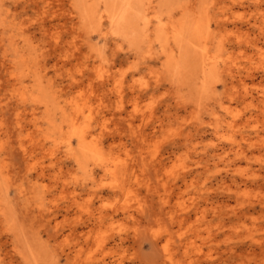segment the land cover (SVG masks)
<instances>
[{
	"label": "rangeland",
	"instance_id": "rangeland-1",
	"mask_svg": "<svg viewBox=\"0 0 264 264\" xmlns=\"http://www.w3.org/2000/svg\"><path fill=\"white\" fill-rule=\"evenodd\" d=\"M165 1L129 43L85 0H0V264H264V0Z\"/></svg>",
	"mask_w": 264,
	"mask_h": 264
},
{
	"label": "bare ground",
	"instance_id": "bare-ground-1",
	"mask_svg": "<svg viewBox=\"0 0 264 264\" xmlns=\"http://www.w3.org/2000/svg\"><path fill=\"white\" fill-rule=\"evenodd\" d=\"M81 2H82V0H80ZM87 3H88V6H86V5H84L83 3L84 2H82V4L83 5H81L82 7H80V9H79V13H78V19L80 20V21H82V20H84V21H82V22H85V21H87V20H90V19H96L97 18V20H98V24H97V28H98V31H100L101 32V35L103 36V38H106V35L110 32L113 36H114V39H122V40H124V39H127L128 40V42L129 43H131V40H133V38L136 36V33H135V31L137 30V27H136V23L138 22V20H139V17H138V15H137V11H138V9L140 8V7H143L142 5H141V1L142 0H85ZM162 1V0H161ZM165 1V0H164ZM68 2H69V0H68ZM80 2V3H81ZM153 2H154V0H146V4L147 5H145V7H143V12H145V11H148V10H150L151 12H154L153 10H154V8H155V5L153 4ZM166 2V1H165ZM194 2V1H193ZM71 3V2H70ZM144 3H145V1H144ZM86 4V3H85ZM160 4H161V2H160ZM168 4V3H167ZM194 4V3H193ZM163 4H161V5H159V6H162ZM164 5H165V3H164ZM163 5V6H164ZM198 5V4H197ZM85 6V7H84ZM168 6V5H167ZM162 8V7H161ZM183 8V7H182ZM184 8H185V6H184ZM70 10V9H69ZM157 10V9H156ZM159 10H161V9H159ZM167 10V9H166ZM170 10V9H169ZM195 10V9H194ZM150 11H149V15L150 16H148V17H154V18H156V20L158 19V18H160L159 16H157L156 14L157 13H154L153 15H151V13H150ZM158 11V10H157ZM160 12V11H159ZM162 12V11H161ZM145 13H147V12H145ZM145 13H143V15L142 16H144V14ZM164 13V12H163ZM181 13V12H180ZM166 14V13H165ZM168 14H169V11H168ZM192 14V13H191ZM203 14V13H202ZM73 15V14H72ZM77 15V14H76ZM139 15H140V13H139ZM148 15V14H147ZM146 15V16H147ZM156 15V16H155ZM173 15V14H172ZM193 15V14H192ZM194 15H195V13H194ZM166 16V15H165ZM165 16H163V18L165 17ZM197 15H195V17H196ZM148 17H147V19L144 21V28H146L147 29V25H148V23L150 22L149 20H148ZM167 18H168V15L166 16ZM198 17H201L200 15L199 16H197V18ZM144 17H142V19H143ZM184 18H185V16H184ZM189 18H190V16H189ZM104 19V21L106 22L107 21V23L109 24V29H104V30H102V29H100V27L102 28L103 26H102V20ZM165 19V18H164ZM170 18H168V20H169ZM181 20H182V18H180ZM140 20H141V18H140ZM140 20H139V22H140ZM179 20V19H178ZM181 20H179V21H181ZM186 20V19H185ZM191 20V19H190ZM199 20V19H198ZM103 21V22H104ZM172 21H173V17H172ZM141 22H142V20H141ZM169 22L170 23H172L171 22V19L169 20ZM168 22V23H169ZM174 22H176V21H173V24H174ZM187 22V21H186ZM192 22V21H191ZM201 22V21H200ZM107 23H105L106 25H107ZM151 23V22H150ZM159 23V22H158ZM164 22H161V24H163ZM181 23V22H180ZM180 23H175V24H180ZM190 23V22H189ZM193 23L195 24V26H194V28L196 27V26H199V25H197L199 22H197V24H196V22H194L193 21ZM205 23V22H204ZM204 23H202L201 22V24H204ZM157 24V23H156ZM155 24V25H156ZM182 24V23H181ZM200 24V23H199ZM151 25H153V24H150V26ZM163 25H165V23L163 24ZM162 25V26H163ZM186 25V24H185ZM188 25V24H187ZM186 25V26H187ZM149 26V27H150ZM170 26V25H169ZM184 27L185 29L184 30H186V28L187 27ZM155 28H156V26H154ZM158 27V26H157ZM166 27L168 28V26L166 25ZM166 27H164L166 30H168ZM175 28H173V30H172V35L170 34L171 33V31H169L168 32V34L169 35H171V36H169V40L171 41V42H173V44H174V47L173 46H171L170 44V46H168L169 47V49L167 50V52H165V50H166V45L164 46L165 47V50H163V53H164V55L162 56V54H161V56L162 57H164L165 59H164V61H163V66H164V68H166V69H178V70H181L182 71V69H179V68H177L179 65H177V64H179L180 63V61H179V58L182 56V52H183V49H184V45H183V43H182V38H180L181 36H182V29H183V27L180 25L179 27H176V26H174ZM204 27V26H203ZM107 28V27H106ZM201 29H199V27L197 28L196 27V30H202V27H200ZM150 29V28H149ZM163 28L161 27V30H162ZM164 29V30H165ZM190 29V28H189ZM189 29H187V30H189ZM206 28L204 27V29H203V31L205 30ZM81 30V29H80ZM79 30V31H80ZM194 30V29H193ZM139 31V30H138ZM152 31V30H151ZM195 31V30H194ZM194 31H193V33H194ZM89 32V31H88ZM145 32V31H144ZM189 32V31H188ZM191 32H192V30H191ZM205 32V31H204ZM79 33V32H78ZM77 33V36L78 35H80V33L78 34ZM138 33V32H137ZM162 34L161 35H164V33L163 32H161ZM167 33V32H166ZM185 34H186V31L184 32ZM183 33V34H184ZM193 33H191V34H193ZM201 33H202V31H201ZM75 34V33H74ZM184 34V35H185ZM188 34H190V33H188ZM187 34V35H188ZM195 34V33H194ZM197 34H198V31H197ZM151 36H152V34H150ZM155 35H157V34H155ZM159 35V34H158ZM160 35V38L162 37ZM183 35V36H184ZM199 35H200V33H199ZM198 35V37H200ZM202 35V34H201ZM203 35H204V33H203ZM202 35V37L204 38L205 36H203ZM214 35V34H213ZM76 36V37H77ZM191 36V35H190ZM101 37V36H100ZM111 37V36H110ZM150 39L153 37H150V36H148ZM201 37V38H202ZM86 38V37H85ZM143 38V37H142ZM142 38H141V41H142ZM147 38V37H146ZM158 38H159V36H158ZM194 39L195 38H197V36L196 37H193ZM205 38H207V37H205ZM9 39V38H8ZM84 39V38H83ZM100 39V38H99ZM148 39V38H147ZM155 39V38H154ZM166 40H167V38H165ZM188 39V38H187ZM209 39V38H208ZM102 40V39H101ZM107 40V39H106ZM146 40V39H145ZM189 40V39H188ZM198 40V39H197ZM201 40V39H200ZM203 40V39H202ZM136 41L138 42L139 41V39H136ZM149 41V43L152 41V39L151 40H147V42ZM154 41V40H153ZM161 41V40H160ZM159 41V43H161L162 44V41L160 42ZM165 41V40H164ZM191 41H193L192 39H191ZM205 41V40H204ZM127 42V43H128ZM143 42V41H142ZM146 42V43H147ZM157 42V41H156ZM170 42V43H171ZM184 42V41H183ZM188 41H186V43H187ZM202 42V41H201ZM86 43H91V41L90 42H86ZM158 43V42H157ZM211 43V42H210ZM145 44V43H144ZM148 44V43H147ZM152 44V43H151ZM160 44V45H161ZM192 44H193V42H192ZM203 44V43H202ZM209 44V43H208ZM155 45V44H154ZM168 45V44H167ZM188 45H189V42H188ZM196 46H198L197 45V41H196V44H195ZM75 46V45H74ZM73 46V47H74ZM132 46V45H131ZM146 46V45H145ZM148 46V45H147ZM14 47V46H13ZM163 47V48H164ZM203 47H204V44H203ZM206 47V46H205ZM75 48V47H74ZM73 48V49H74ZM77 48V47H76ZM116 48H119V45H118V47L116 46ZM144 48V47H143ZM146 48V47H145ZM144 48V49H145ZM148 48V47H147ZM150 48H151V46H150ZM197 48V47H196ZM176 49V50H175ZM193 49H195L194 47H193ZM207 49V48H206ZM149 50V49H148ZM159 50V49H158ZM197 50V49H196ZM6 51V50H5ZM145 51V50H144ZM150 51V50H149ZM162 51V50H161ZM175 51H178L177 53H181V55L180 56H178V54L175 52ZM195 51V50H194ZM142 52V51H141ZM152 52V51H151ZM191 52V51H190ZM4 53V52H3ZM146 53H147V51H146ZM189 53V52H188ZM144 54V53H143ZM159 54V53H158ZM203 54V53H202ZM207 54V53H206ZM26 54H24V56H25ZM155 55V54H154ZM143 56H145V55H143ZM149 56V55H148ZM147 55H146V57H148ZM18 57V56H17ZM139 57H140V55H139ZM211 57V56H210ZM13 58V57H12ZM19 58V57H18ZM92 58V57H91ZM94 58V57H93ZM149 58V57H148ZM186 59V58H185ZM205 59V58H204ZM206 59H208L207 57H206ZM211 59H213V58H211ZM13 61V60H12ZM20 61H21V59H20ZM184 62H185V60H184ZM16 63V62H15ZM186 63H188V61L186 62ZM206 63V62H205ZM185 65H187V67H188V65L189 64H185ZM182 68L184 67V66H181ZM202 67H204V66H202ZM201 67V68H202ZM205 69V68H204ZM184 70V69H183ZM175 71V70H174ZM178 72V71H177ZM177 72H175V73H177ZM186 72V71H185ZM184 72V73H185ZM174 73V72H173ZM184 73L183 74H181V72H180V76H184ZM187 73V72H186ZM186 73H185V75H186ZM178 74V73H177ZM171 75V74H170ZM185 77V76H184ZM32 78V77H31ZM34 78V77H33ZM32 78V79H33ZM185 79H186V77H185ZM188 79V78H187ZM182 80V82H183V79L182 78H180V81ZM33 81H34V79H33ZM73 81V80H72ZM172 81V80H171ZM187 81V80H186ZM35 82V81H34ZM74 83H76L75 81H74ZM158 83V82H157ZM172 83V82H171ZM185 83V82H184ZM44 84H46V83H44ZM104 84V83H103ZM182 84V83H181ZM35 85H36V83H35ZM44 86V85H43ZM41 90V89H40ZM48 90H49V88H48ZM50 90H52V89H50ZM39 91V90H38ZM32 93V92H31ZM56 93V92H55ZM49 94H51V92L49 93ZM33 95H35V92H34V94ZM56 95V94H55ZM31 96H32V94H31ZM37 97V96H36ZM32 98H34V97H32ZM51 99H52V97H51ZM36 100V99H35ZM46 100V99H45ZM20 101H21V99H20ZM23 101H24V99H23ZM31 101V100H30ZM33 102V101H32ZM39 102V101H38ZM42 102V101H41ZM74 103V102H73ZM56 105V104H55ZM75 105H76V101H75V104H74V107H75ZM71 107V106H70ZM42 108V107H41ZM61 108V107H60ZM73 108V107H72ZM46 110V109H45ZM64 110V109H63ZM63 110H62V112H63ZM69 110H71V109H69ZM73 110H74V117H72V119H71V121L70 122H68V123H71V125H72V132H71V134H73L75 137H76V139L78 140V144L80 143H83L84 142V140H85V138L87 139V137H88V134L89 133H87V131L85 130V126H84V124H83V122L82 123H80L81 122V119H80V121H79V117L77 116V114L76 113H78V111H79V108L78 107H75V108H73ZM47 112V111H46ZM60 112V111H59ZM59 112H58V114H59ZM82 113V112H81ZM64 113H62V115H63ZM31 115H33V114H31ZM68 116V115H67ZM79 116H81V118H85V117H83L82 116V114L80 115V113H79ZM33 118H34V116H32ZM46 119V118H45ZM50 119V118H49ZM34 120V119H33ZM63 120V119H62ZM69 120V119H68ZM83 120V119H82ZM64 121V120H63ZM79 121V122H78ZM84 121H85V119H84ZM87 121H88V119H87ZM86 122V121H85ZM84 122V123H85ZM48 123V122H47ZM88 123V122H87ZM87 123H86V125H87ZM49 124V123H48ZM52 124V123H51ZM50 124V125H51ZM54 124V123H53ZM81 124H83L82 125V127L83 128H81ZM49 125V126H50ZM53 126V125H52ZM51 126V127H52ZM56 126V125H55ZM69 127V126H68ZM86 127H89V126H86ZM54 129V128H53ZM69 129V128H68ZM47 130V129H46ZM57 130V129H56ZM54 132V131H53ZM58 132V131H57ZM43 133V132H42ZM87 133V134H86ZM87 135V136H86ZM57 136V135H56ZM45 138H46V134H45V136H44ZM93 138V136H91L90 135V138ZM89 138V137H88ZM95 139V138H94ZM71 140V139H70ZM96 140V139H95ZM57 141V140H56ZM62 141V140H61ZM85 141H87V143H90V142H92V141H89L88 142V140H85ZM97 141V140H96ZM95 141V142H96ZM55 142V141H54ZM58 142V141H57ZM94 142V141H93ZM92 142V143H93ZM95 142H94V144H93V146H95ZM98 142V141H97ZM56 143V142H55ZM86 144V143H85ZM69 145V144H68ZM82 145V144H81ZM100 144H98L97 146H99ZM87 146V145H86ZM90 146V145H89ZM92 146V145H91ZM84 147H85V145H84ZM77 148V147H76ZM78 148H79V146H78ZM82 149V148H81ZM95 149L93 148V147H86V149H83L82 150V152L84 153V154H87L88 156L89 155H91L92 156V154H94V151ZM71 151V150H70ZM81 152V151H80ZM81 152V153H82ZM72 154V153H71Z\"/></svg>",
	"mask_w": 264,
	"mask_h": 264
}]
</instances>
